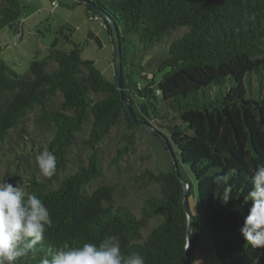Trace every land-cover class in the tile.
Wrapping results in <instances>:
<instances>
[{"label":"trees","instance_id":"obj_1","mask_svg":"<svg viewBox=\"0 0 264 264\" xmlns=\"http://www.w3.org/2000/svg\"><path fill=\"white\" fill-rule=\"evenodd\" d=\"M91 1L99 10L77 4H84L89 18L101 20L111 36V22L119 30L125 100L117 80L81 57L80 44L59 49L56 38L48 54L31 61L23 74L0 50V160L8 147V183L35 192L49 210L53 226L45 232L44 249L65 242L99 245L118 236L121 251L140 253L145 264H187L184 179L197 196L218 264H264V248L248 245L240 233L252 206L244 199L253 187L252 170L264 164V94L247 97L244 86L248 74L264 81V0ZM26 8L22 0H0V30L22 32ZM58 31L73 43L72 30ZM172 40L165 57L142 68L152 73L141 75L145 84L133 82L125 45L142 53L161 42L156 53ZM157 72L163 73L160 79ZM173 118L178 123L153 129V120ZM31 120L51 134L44 145L38 141L37 149L32 135L30 143L23 140ZM146 132L163 146L172 167L150 153L154 167L141 174L145 191L136 212L115 202L114 182L93 184L103 176V144L125 141L112 160L119 171L121 158L136 141L144 144ZM84 147L92 150L87 162ZM45 148L57 158L51 178L36 162ZM217 176L228 177L232 187L227 203L220 199L224 185L214 182ZM198 241L195 219L193 248ZM43 255L37 246L18 264H39Z\"/></svg>","mask_w":264,"mask_h":264},{"label":"rangeland","instance_id":"obj_2","mask_svg":"<svg viewBox=\"0 0 264 264\" xmlns=\"http://www.w3.org/2000/svg\"><path fill=\"white\" fill-rule=\"evenodd\" d=\"M78 0H22L27 8L24 10L22 21L23 31L15 32L10 28L0 30V50L1 56L12 65V67L23 74L27 71L28 65L36 58H43L48 54L49 47L58 38L57 47L59 49L71 50L75 44H80L82 47L81 57L85 60H92L96 67L104 74L106 78L111 81L116 80L115 70V54L113 38L109 34L107 28L102 24L101 20L89 18L84 4H77ZM105 2L106 0H101ZM64 27L66 34L72 30V41L68 42L64 36L58 31L59 28ZM181 31H175L170 39L178 36ZM92 34L95 38H90ZM166 39V38H165ZM165 39L162 43L165 42ZM169 39V40H170ZM170 41L166 49L154 53L156 46L147 49L142 53H138L134 47L129 44L125 45V65L126 70L131 76L133 82H140L141 86L145 84L142 74L151 77L149 69L142 70L147 67L149 62L155 63L158 59L165 57L168 54L171 46ZM163 73H156V78L160 79ZM256 74H248L244 77V86L246 88L247 97L260 98L261 93L264 94V81ZM230 87H224L225 92ZM138 102L140 98L136 96ZM178 123V120H153V129L161 130L164 125L168 123ZM151 128V130H153ZM29 134L23 137L24 142L30 143L31 138L36 139V149L38 141L44 145V139H51V134L47 130H40L35 127L31 120V125L28 127ZM29 135H32L29 136ZM41 137V139L39 138ZM43 138V139H42ZM118 139L111 140L103 144V176L101 180L93 187L102 182H114L117 186L116 203L128 205L136 212H139V207L143 203V193L145 191L144 178L141 174L146 169L154 167L153 158L150 153H154L159 160L162 161L166 168H171V161L163 148L158 142L151 137L149 133H143L142 141H136L133 148L121 158V169L116 171L112 163L116 156L117 146L125 145L123 143L117 144ZM39 145V144H38ZM4 150L0 160V179H5L8 182L10 161L12 154ZM91 148L84 147L82 149V157H87L91 154ZM88 157L86 159V162ZM188 203L193 217L196 219L199 230V241L192 250L193 263L192 264H218L215 248L212 244L210 236L206 231L203 220L200 214V206L195 192L189 194Z\"/></svg>","mask_w":264,"mask_h":264},{"label":"clouds","instance_id":"obj_3","mask_svg":"<svg viewBox=\"0 0 264 264\" xmlns=\"http://www.w3.org/2000/svg\"><path fill=\"white\" fill-rule=\"evenodd\" d=\"M36 162L44 177L56 174L57 158L53 152L45 148ZM227 180L226 176H217L214 181L224 185L220 196L223 203L229 201L232 192ZM251 182L252 190L244 199L251 201L252 206L240 233L248 245L264 248V164L252 170ZM52 226L49 210L35 192L0 179V264H18L37 246L44 251L39 264H145L140 253L125 255L121 251L118 236H108L99 245L72 246L65 242L55 250L44 249L45 232Z\"/></svg>","mask_w":264,"mask_h":264},{"label":"water","instance_id":"obj_4","mask_svg":"<svg viewBox=\"0 0 264 264\" xmlns=\"http://www.w3.org/2000/svg\"><path fill=\"white\" fill-rule=\"evenodd\" d=\"M82 1L83 3H86L87 5H89L90 7H93L95 9H98L96 4L93 3L91 0H79ZM99 10V9H98ZM111 28H112V38H113V43H114V54H115V59H114V64H115V70H116V80L118 85L120 86L121 90H122V97L125 100L126 99V95L123 92V77H124V70H123V61H122V53H123V46H122V40L120 38L119 35V30L117 28V26L112 22H111ZM129 109L131 111L132 117H135L131 107L129 106ZM175 159V156H174ZM177 161H175V165H176V171L178 172V168H177ZM183 183H184V208L188 217V231H187V264H192V250H193V243H192V233H193V228H194V224H195V218L193 217L190 207H189V203H188V196L190 194V186L189 184L183 179Z\"/></svg>","mask_w":264,"mask_h":264}]
</instances>
